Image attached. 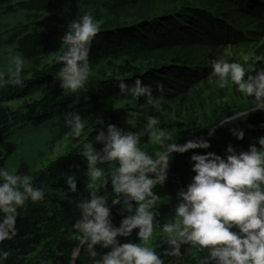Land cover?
Masks as SVG:
<instances>
[{"label": "trees", "instance_id": "obj_1", "mask_svg": "<svg viewBox=\"0 0 264 264\" xmlns=\"http://www.w3.org/2000/svg\"><path fill=\"white\" fill-rule=\"evenodd\" d=\"M139 9L146 10L141 17L136 15ZM247 9L244 0H0V36L5 35L1 39L8 47L0 53V71L7 70L9 51L22 56L25 61L23 85L5 84L0 87V142L28 124L50 119L57 130L53 144L58 146L72 134L68 121L73 113H78L85 125L80 135L82 139L72 151L54 160L46 169L33 170L24 165L16 173L30 176L33 186L42 189L45 197L43 201H28L19 209L16 234L12 239L0 242V249L9 253L5 264H72L73 249L77 250L79 246L75 264H100L113 246L95 245L93 251L97 255L93 257L87 249L90 238L84 244L75 239L79 234L75 224L83 215L79 204L90 200L93 192L103 196L114 227H119L125 217L133 215L137 205L133 201L132 209H126L123 203L125 194L113 191L111 179L112 171L118 167L116 162H98L97 167L103 169L104 176L95 189H89L88 162L83 155L86 146L91 144L97 153L102 154L105 142L97 141L96 136L100 131L107 135L108 125L114 124L125 132L138 135L141 150L154 158L156 153L163 152L162 145L173 143L172 139L169 140L167 133L161 131V141L153 139L148 143V117L159 120L164 113L174 110L189 92L208 82L211 70L200 64V74L194 75L192 72L196 69L187 64L170 71L167 66L177 56L174 52L199 45L221 55L227 47L216 43L211 31H215V27L223 31L227 28L224 23L215 24L217 14L233 19L231 34L235 38H241L244 31H250L252 35V27L264 31V15H249ZM260 9L264 13V6ZM20 11L24 20L16 23L4 21L10 14L16 15ZM84 13L95 18L100 30L91 42L90 72L85 88L71 93L61 87L55 75L61 67L55 56L62 54L61 37L68 31L69 23ZM203 16L207 17L203 19ZM229 32L227 30L223 35ZM198 36L210 42L200 38L197 44L193 40ZM3 56L7 60H1ZM181 59L184 62L189 60L183 55ZM217 59L221 60L218 56ZM182 69L189 74L177 78L178 71ZM137 78L143 84L151 85L150 98H134L121 91V82L132 87ZM218 80L212 84L218 85ZM157 85H163L162 92L157 90ZM229 92L231 96L227 101L232 104L228 106L232 110L226 118L243 106V101ZM243 109L246 110L245 107ZM208 113L209 109H206L205 115ZM193 119L187 122L183 139L192 136L197 129L202 132L207 129L209 121L202 119L199 113H195ZM240 121L236 129L244 131V138L227 136L228 141L248 150L254 144L250 140L264 136V114L255 117L248 114ZM171 131L175 132L174 126ZM225 131L229 133L228 128ZM182 138L178 136L174 142L180 143ZM188 153L172 154V157H180L179 161L189 158V163L180 161L178 168H169L170 178L154 188L160 199L153 209L156 227L150 246L161 255L164 264H202L209 255L208 249L190 244L182 245L178 256L165 254L172 246L165 242L163 225L173 221L175 207L182 199L177 194L181 189L186 190L194 177L191 176L193 154ZM217 154L227 156L222 150ZM5 163V158H0V168H6ZM69 175L75 177V192L69 190ZM59 188L64 190V197L57 195ZM138 231L135 229L130 236L117 237L118 243H140ZM209 264H215V261H209Z\"/></svg>", "mask_w": 264, "mask_h": 264}, {"label": "clouds", "instance_id": "obj_2", "mask_svg": "<svg viewBox=\"0 0 264 264\" xmlns=\"http://www.w3.org/2000/svg\"><path fill=\"white\" fill-rule=\"evenodd\" d=\"M214 29L216 34L223 31L222 28ZM99 30V24L88 13L69 23L68 31L61 37L62 54L55 56L56 63L61 65L55 75L64 90L76 93L85 88L90 72V46ZM244 46L248 44L243 43L241 47ZM24 64L22 56L10 54L7 70L0 71V87L5 84L22 86ZM245 72L238 62L220 60L213 64V75L219 77L220 88L231 82L246 97L254 96L257 109L264 110V70L247 80ZM119 87L134 98L152 95L151 85L143 84L139 78L132 87L123 82ZM157 90L162 92L163 85H157ZM68 123L72 126V135L79 137L85 127L81 116L73 113ZM158 123L156 117H148L150 135L159 142L163 133L155 131ZM226 123L228 121H221L222 125ZM210 131L214 135V129ZM107 132L105 135L100 131L96 136L97 141L105 142L102 154L91 144L83 152L88 162V187L95 189L104 176L103 169L97 167L98 162H116L118 167L112 171L111 179L113 191L125 194L126 209H132L133 201L137 206L133 215L125 217L119 227H114L107 201L93 192L90 200L79 204L83 215L75 224L79 230L75 239L84 244L90 238L87 249L93 257L97 255L93 251L95 245L113 246L100 264H164L161 255L150 246L156 227L153 209L160 199L154 188L167 181L173 153L207 149L211 146L210 141L188 140L183 145L168 143L162 145L164 151L156 153L154 158L141 150L140 138L135 133L125 132L114 124L108 125ZM233 134L241 140L245 135L243 130H233ZM256 139L257 143L247 151L237 152L229 145L226 157L215 152L192 155V171L196 174L187 189H181L177 194L182 199L175 207L173 221L163 225L165 242L172 246L166 255L178 256L181 246L190 244L209 250L202 264H209V261H215V264H264V136ZM67 183L70 191L77 190L74 176L69 175ZM44 197V191L33 186L30 176L0 168V242L10 240L16 234L19 209L28 201H43ZM135 229H139L140 243H118L117 237L130 236ZM8 255L0 249V264H5ZM72 256V264H75L78 256L75 249Z\"/></svg>", "mask_w": 264, "mask_h": 264}, {"label": "rangeland", "instance_id": "obj_3", "mask_svg": "<svg viewBox=\"0 0 264 264\" xmlns=\"http://www.w3.org/2000/svg\"><path fill=\"white\" fill-rule=\"evenodd\" d=\"M144 12H146V10L139 9L137 10L136 15L141 17ZM247 12L251 15L248 10ZM206 17L207 16H203L202 18L205 19ZM22 20L24 19L21 11L16 15L10 14L8 18L4 19V21L12 23ZM230 20L233 21L231 18ZM205 28L207 27L205 26ZM251 30L252 35L250 31H244L241 33V40L248 42L249 46L240 47L236 50L232 47L231 50L226 49L221 55H216L214 52H211V50L207 51V49H202V46L198 45L191 49L178 50L177 52H174V56H177L174 57L170 64H168L170 71L177 70L183 67V65L191 64L194 66L192 69H196V71L192 72L194 75L200 74V68H202L200 64H203L211 69L209 71L208 82L203 84L201 88L196 89L194 92H189L187 97L180 101L174 110L164 113L158 120L159 123L155 128L156 132L162 131L163 133H167V138L171 136V141L174 142L176 137L179 136L182 138L184 130L187 127V122L194 121L193 115L195 113H199L202 119L209 121L207 129L203 132L202 130H195L192 136L184 139L182 138L183 141L179 144L183 145L188 140L204 139L210 141L211 146L207 149H191L189 150V155L206 154L207 152L218 153L220 150H222L224 154L228 155L227 149L229 145H232L237 152L247 151V148L239 144L235 145L234 143L228 141V137L234 136L233 130H237L236 126L241 122L240 119L244 118L248 114H250L251 117H255L258 114L261 116L264 114V110L257 109L254 96L246 97L243 93H240L237 90V86L235 84L229 82L228 86L219 88L218 85H213L212 82L219 79V77L213 75V64L218 60L217 56L220 57L221 60H226L229 63H240L246 69V80L249 76L255 77L259 71L264 70V31L255 27H252ZM225 31L226 30L222 32L223 37L219 36L218 39L224 38L225 35H223V33ZM231 31L232 30L229 32L230 36L232 35ZM213 33L216 34L215 31H213ZM4 37L5 35L0 36V53H4V51L8 49L5 41L3 40ZM200 38L204 41H210L209 39H204L202 36L196 37L193 41L199 44ZM9 54H11V51L8 52L7 57H9ZM181 55L186 56L189 60L184 62L185 60L181 59ZM245 56L248 57L247 60H245ZM7 57L3 56L1 60H7ZM188 74L189 73L182 69L179 70L177 76H175L177 78H179L178 76H182L181 78H183V75L186 76ZM160 77L166 79L165 75H161ZM229 91L235 95L237 100L243 101V106L241 110L237 109L229 115L230 117L226 118L227 113L232 110L228 107L232 104L227 101V98L231 96ZM244 107L246 110L243 109ZM206 109H209V113L207 115H205ZM221 121H228V123L222 125ZM52 123L53 122L48 119L37 124H28L2 140L0 142V158H5L6 169L15 173H17L24 165L29 166L33 170L46 169L47 166L54 160L66 155L69 151H72V149L77 146L78 142L81 141V136L74 137L71 134L58 146L54 145L53 139L57 130ZM173 126L175 127V132L171 131ZM227 128L230 134L225 131ZM210 129H214V135ZM146 140L150 143L153 138L151 135H147ZM252 142L257 143V139L254 138V141ZM179 158H171L170 169L178 168L180 165L178 162L181 161V163H183L189 159L184 157L183 160L179 161ZM195 174L196 173L193 172L191 176H194ZM168 178L170 177L168 176ZM56 193L57 195L64 197V190L61 188H59Z\"/></svg>", "mask_w": 264, "mask_h": 264}, {"label": "water", "instance_id": "obj_4", "mask_svg": "<svg viewBox=\"0 0 264 264\" xmlns=\"http://www.w3.org/2000/svg\"><path fill=\"white\" fill-rule=\"evenodd\" d=\"M79 250H80V246L77 248V253H79ZM76 260H77V258H75V263H76ZM73 261V260H72Z\"/></svg>", "mask_w": 264, "mask_h": 264}]
</instances>
